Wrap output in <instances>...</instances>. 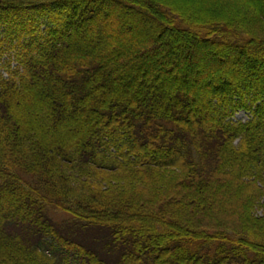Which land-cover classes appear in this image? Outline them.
Returning a JSON list of instances; mask_svg holds the SVG:
<instances>
[{"label": "trees", "instance_id": "obj_1", "mask_svg": "<svg viewBox=\"0 0 264 264\" xmlns=\"http://www.w3.org/2000/svg\"><path fill=\"white\" fill-rule=\"evenodd\" d=\"M166 6L0 0V264H264V39Z\"/></svg>", "mask_w": 264, "mask_h": 264}, {"label": "rangeland", "instance_id": "obj_2", "mask_svg": "<svg viewBox=\"0 0 264 264\" xmlns=\"http://www.w3.org/2000/svg\"><path fill=\"white\" fill-rule=\"evenodd\" d=\"M155 1H158V3L162 6H164V5H167L166 7L169 6L172 9V11L175 12L174 13L175 19H178V22L175 19H173L172 20L173 22L171 23L175 27H176V25L183 24V21L186 19L188 21L192 22L190 24L205 23L206 22L205 20H215V21L224 20V22L230 23L232 26H238L239 25V27H241V28H248L249 34H251L253 36V33H254V35L256 37L264 39V22H262L260 24V23H258L257 20H255L253 17H251V15H252L251 13H253L252 9H258V8L264 9V0H155ZM122 6H124V5L119 4V3L116 4L115 5V12H119L120 8H122ZM104 7H105V4H104L103 8ZM169 14H170V12H169ZM247 14H248V16H247ZM261 19H263V18H261ZM247 20H248V22H247ZM171 34H168V35H171ZM179 35H181V34H178V36ZM165 36H167V35H162L161 37L164 39V38H166ZM174 36H175V34H174ZM206 38H210V37H206ZM148 42H149V37H148V41H146V39H144L143 42L139 43L138 45L144 47ZM150 43H151V41H150ZM175 43H177V42H174V44ZM190 43H191L190 44L191 46H194V45L197 46V44H195L193 42H190ZM181 44H183V43H181ZM172 47L176 48L175 45ZM197 47H199V46H197ZM113 48L114 47H112L111 49L114 52L115 49H113ZM200 49L207 50L204 47H200ZM237 54L241 55L238 52H237ZM250 56H252V55H250ZM114 58L116 60L119 59L118 56H115ZM5 59H6V57H4L2 59V61H4ZM186 60H188V59H186ZM12 65H15V61L12 62ZM23 111L25 113H29L28 115H34L35 119H37L36 122L38 124H40V126H42V127L49 126V124L46 122L45 118H43L50 113L48 110L43 113L41 118H39V116H37V114L39 112L36 110L31 111V108L25 109ZM20 114L22 115L21 112H20ZM248 118H249V115L245 111H239L235 115V120L245 121ZM48 134H53V132L50 131ZM254 210L257 212V214L259 216L261 214H263V212H264L263 207H261V206L260 207L255 206Z\"/></svg>", "mask_w": 264, "mask_h": 264}, {"label": "bare ground", "instance_id": "obj_3", "mask_svg": "<svg viewBox=\"0 0 264 264\" xmlns=\"http://www.w3.org/2000/svg\"><path fill=\"white\" fill-rule=\"evenodd\" d=\"M155 54V51H152Z\"/></svg>", "mask_w": 264, "mask_h": 264}]
</instances>
